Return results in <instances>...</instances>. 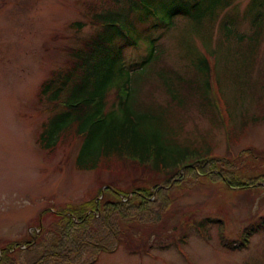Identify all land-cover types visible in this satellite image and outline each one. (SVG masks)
I'll use <instances>...</instances> for the list:
<instances>
[{"label":"trees","instance_id":"trees-1","mask_svg":"<svg viewBox=\"0 0 264 264\" xmlns=\"http://www.w3.org/2000/svg\"><path fill=\"white\" fill-rule=\"evenodd\" d=\"M190 1L205 6L206 19L200 26L208 35L218 26V50L229 41L221 36L228 19L220 21V17L236 0ZM260 6L262 11L251 20L250 31L232 38L238 44L241 62L230 83L245 86L243 93L256 113H241L239 129L264 121L263 74L258 72V78L253 77L264 36V4ZM90 12L87 16L95 26L93 32L72 48L63 66L50 72L38 87L37 103L46 117L35 143L45 152L77 144L74 165L78 171H107L115 179L127 178L131 183L121 189L116 181L108 182L110 188L100 185L96 195L82 203H67L59 209L44 207L31 234L0 246V264H18L20 246L37 253L33 264H95L100 254H112L119 247L131 254L146 252L150 236L162 240L156 225L166 220L173 207L174 189L207 180L220 182L229 190L251 192L264 182V149L250 146L231 156L240 134L230 130L226 131L223 155L210 145L208 130L223 126L220 100L226 107L227 102L223 90L226 83L221 85L216 59L207 48L208 36H200L204 55L192 54L180 68L166 61L164 43L156 49L161 34L148 37L151 48L145 58L124 65L125 52L139 37L132 36L131 29L137 31L129 13L104 8H91ZM176 14L174 10L170 13ZM184 20L189 21V17ZM161 23L167 27L174 21L169 18ZM83 26L80 21L71 24L78 31ZM156 27L152 24L146 29ZM193 114L208 122L203 134H187L185 123ZM183 220L185 228L190 216ZM151 225L152 232L148 230ZM160 228L166 230L164 222ZM259 231H264V218L243 228L239 239L223 246L246 249ZM221 236L220 232L224 242Z\"/></svg>","mask_w":264,"mask_h":264},{"label":"rangeland","instance_id":"rangeland-1","mask_svg":"<svg viewBox=\"0 0 264 264\" xmlns=\"http://www.w3.org/2000/svg\"><path fill=\"white\" fill-rule=\"evenodd\" d=\"M251 2L236 0L221 15L220 21L228 19L221 36L229 41L217 50L218 26L208 35L200 26L206 19L205 6L190 0H0V246L6 241L19 242L26 233L30 234L44 207L59 209L67 203H82L108 182L116 181L121 189L131 183L127 178L115 179L107 171H78L74 165L77 144L45 152L35 143L46 117L37 103L38 87L50 72L63 66L68 52L93 32L95 26L87 16L91 8L129 13L137 31L133 33L131 29L132 36L139 37L125 52L124 65L145 58L151 48L148 37L161 34L162 41L156 43V49L164 43L166 61L180 68L192 54L204 55L200 36H208L207 48L213 52L212 59H216L221 85L226 83L223 90L228 108L222 112L226 128L208 130V122L193 114L186 120L185 130L190 136L208 130L210 145L217 154L225 153L227 129L240 134L232 145L231 156L245 147L264 149V121L239 129L241 113H256L243 93L245 86L230 83L231 74L241 62L236 52L238 44L232 38L250 31L251 20L262 11L260 4H264V0ZM172 10L178 14L171 16ZM184 17H189V21ZM169 18L174 23L166 27L161 22ZM76 21L84 25L79 31L71 27ZM152 24L157 25L156 29L147 30V25ZM255 68L254 79L261 72L264 80V36ZM172 197L176 200L163 220L166 230L160 228L163 222L156 225L155 231L160 232L162 240L150 236V249L135 254L119 247L112 254H100L95 264H264V231L255 233L246 249L237 251L223 246L239 239L243 228L264 218L263 187L235 192L220 182L202 180L174 189ZM188 215L190 223L184 228L183 219ZM196 224H203L201 234ZM148 230L152 232L153 225ZM20 248L21 253L16 255L18 264H33L37 253Z\"/></svg>","mask_w":264,"mask_h":264}]
</instances>
